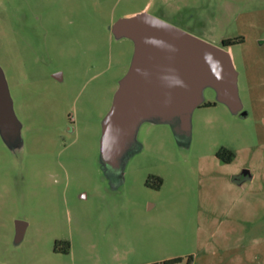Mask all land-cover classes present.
<instances>
[{
  "label": "rangeland",
  "instance_id": "obj_1",
  "mask_svg": "<svg viewBox=\"0 0 264 264\" xmlns=\"http://www.w3.org/2000/svg\"><path fill=\"white\" fill-rule=\"evenodd\" d=\"M142 10L241 38L227 91L121 111ZM0 77V264H264V0H0Z\"/></svg>",
  "mask_w": 264,
  "mask_h": 264
},
{
  "label": "water",
  "instance_id": "obj_2",
  "mask_svg": "<svg viewBox=\"0 0 264 264\" xmlns=\"http://www.w3.org/2000/svg\"><path fill=\"white\" fill-rule=\"evenodd\" d=\"M117 26L134 41L131 68L121 85V111L152 94L185 96L207 84L227 91L235 81L230 55L222 46L195 38L147 13L129 16ZM4 90L0 77V100ZM160 109L157 105L150 111ZM16 228L19 240L24 223L18 221Z\"/></svg>",
  "mask_w": 264,
  "mask_h": 264
},
{
  "label": "trees",
  "instance_id": "obj_3",
  "mask_svg": "<svg viewBox=\"0 0 264 264\" xmlns=\"http://www.w3.org/2000/svg\"><path fill=\"white\" fill-rule=\"evenodd\" d=\"M238 42H241V38H225V39H221L222 47H228V46L233 45V44L238 43ZM221 153H222L221 151L217 153V157L218 158H221ZM223 153H225L224 150H223ZM227 153H228V156H229L228 158H223L222 157V160L226 161V162L229 161L230 158L232 157L231 153H229L228 151H227ZM55 249H56V247H55ZM176 261H179V259L165 260V261L161 262V264H169V263H173V262H176Z\"/></svg>",
  "mask_w": 264,
  "mask_h": 264
},
{
  "label": "crops",
  "instance_id": "obj_4",
  "mask_svg": "<svg viewBox=\"0 0 264 264\" xmlns=\"http://www.w3.org/2000/svg\"><path fill=\"white\" fill-rule=\"evenodd\" d=\"M139 13H146L144 10L140 11V12H137V13H132L130 14L129 16H133V15H136V14H139ZM228 52V50H226ZM229 53V52H228ZM230 55V58H231V62H232V65H233V68H234V64H233V61H232V57H231V54L229 53ZM251 178V177H250Z\"/></svg>",
  "mask_w": 264,
  "mask_h": 264
},
{
  "label": "flooded vegetation",
  "instance_id": "obj_5",
  "mask_svg": "<svg viewBox=\"0 0 264 264\" xmlns=\"http://www.w3.org/2000/svg\"><path fill=\"white\" fill-rule=\"evenodd\" d=\"M242 174H243V173H242ZM241 176H242V175H241ZM243 176H244L245 179H247V176H248V175H246V174L244 175V174H243ZM242 178H243V177H241V178L239 179V181H240Z\"/></svg>",
  "mask_w": 264,
  "mask_h": 264
}]
</instances>
